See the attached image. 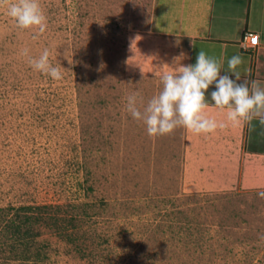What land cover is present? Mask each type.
Here are the masks:
<instances>
[{"label": "rangeland", "instance_id": "rangeland-1", "mask_svg": "<svg viewBox=\"0 0 264 264\" xmlns=\"http://www.w3.org/2000/svg\"><path fill=\"white\" fill-rule=\"evenodd\" d=\"M39 4L35 40L0 5V264H264V157L149 136L126 110L170 62L152 0Z\"/></svg>", "mask_w": 264, "mask_h": 264}, {"label": "clouds", "instance_id": "clouds-1", "mask_svg": "<svg viewBox=\"0 0 264 264\" xmlns=\"http://www.w3.org/2000/svg\"><path fill=\"white\" fill-rule=\"evenodd\" d=\"M4 4H7V15L18 29L36 30L34 40L46 31L47 19L39 0H0V5ZM22 55L28 58L34 70L54 80L62 78L60 68L50 63L47 48L39 57H31L27 48L22 50ZM182 58L183 54L175 58L173 70L162 72V88L145 106H140L143 99L139 92L127 97V112L134 120L144 124L149 136L168 135L178 127L196 134L212 133L218 128H225L228 123L236 126L242 121L250 123L254 118L264 127V88L258 81L241 79L237 71L242 63L239 56L228 60L226 72L221 71V62L209 57L203 50L198 52L195 64L183 65L180 63ZM213 85L210 100L217 109L226 112V122H218L205 114L209 107L207 94ZM258 195L264 198V192Z\"/></svg>", "mask_w": 264, "mask_h": 264}, {"label": "crops", "instance_id": "crops-1", "mask_svg": "<svg viewBox=\"0 0 264 264\" xmlns=\"http://www.w3.org/2000/svg\"><path fill=\"white\" fill-rule=\"evenodd\" d=\"M152 9L149 31L161 39L170 61L166 60L169 64L164 65V70H173L175 58L182 54L181 64H195L198 52L203 50L221 62V71L226 72L228 60L239 56L242 63L237 71L241 79L258 81L264 88V0H152ZM249 31L259 35V45L245 49L243 39ZM212 90L214 85L207 94L209 107L205 114L218 122H226V112L217 109L210 100ZM185 131L189 143L197 139L202 142L203 134L218 136L219 147L227 153L229 148H234L237 154L243 151L250 156L264 157V127L256 118L236 126L228 123L212 133Z\"/></svg>", "mask_w": 264, "mask_h": 264}, {"label": "built area", "instance_id": "built-area-1", "mask_svg": "<svg viewBox=\"0 0 264 264\" xmlns=\"http://www.w3.org/2000/svg\"><path fill=\"white\" fill-rule=\"evenodd\" d=\"M259 45V35L254 32H246L243 39L245 49L253 48Z\"/></svg>", "mask_w": 264, "mask_h": 264}]
</instances>
